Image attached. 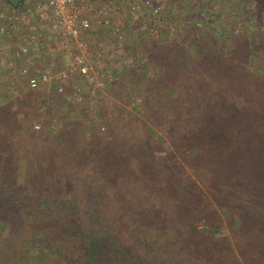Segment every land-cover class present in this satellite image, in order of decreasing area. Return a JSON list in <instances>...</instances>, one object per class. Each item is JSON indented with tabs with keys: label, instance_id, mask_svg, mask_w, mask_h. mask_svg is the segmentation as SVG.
<instances>
[{
	"label": "trees",
	"instance_id": "16d2710c",
	"mask_svg": "<svg viewBox=\"0 0 264 264\" xmlns=\"http://www.w3.org/2000/svg\"><path fill=\"white\" fill-rule=\"evenodd\" d=\"M169 2L98 95L0 66V264H264V0Z\"/></svg>",
	"mask_w": 264,
	"mask_h": 264
},
{
	"label": "rangeland",
	"instance_id": "374dc122",
	"mask_svg": "<svg viewBox=\"0 0 264 264\" xmlns=\"http://www.w3.org/2000/svg\"><path fill=\"white\" fill-rule=\"evenodd\" d=\"M35 1L36 0L33 1L32 5L31 3H29L31 5L29 6V8H27V6H24V8L20 10V12H18L17 14L18 19H20V21H24V20H28V22L32 21L34 25L29 24L28 29H30L31 26H36V29H33V30H36V32L37 30H41V32L45 33L48 38L50 37V40L52 42V40H54V35L52 34L50 22H48L47 20L43 22L41 21L43 27L34 23L35 22L34 18L39 17L35 9ZM133 1L134 0H124V1L122 0V2L118 1L115 7L111 6L110 11H109L110 22L108 24H101L94 15L92 16L93 25H92L91 30L89 31L90 35L88 33V41H89L91 50H92V47L95 46V44L99 42L102 43L101 45L103 47L111 48L113 41L116 39L117 41H121L123 46H125L120 49H117V52H116L117 55L122 57L120 60H123L126 57L125 51L130 46L129 44L130 41L128 39L131 36L130 35L131 31L136 32L138 29L137 32H139L140 28L142 27L144 30L146 31L148 30V32L152 36L156 38H160L162 35H165L167 33L168 34L175 33L176 31H180L183 29L184 19L180 17V14L182 15L185 14L184 8L182 7L177 8L175 6L176 5L175 3L170 4L169 1H191V4H194V0H151L152 3L160 4L162 6V11L159 14L155 15L154 13H151L147 7L142 5L144 0H135L136 4L140 6L137 8V10H133L132 9V4H134ZM246 9L248 8L245 7V11L247 12ZM119 16L120 18L117 19L116 17H119ZM136 25L137 26L139 25V26L135 27ZM115 26H119L123 30V33H124L123 39L118 38L114 30ZM92 31L94 32V34L95 32H97V35L95 34L96 40L94 39ZM91 44L93 45L91 46ZM91 50L89 54V62L91 64L92 73L94 74L93 80L90 82L83 83L82 76L78 75L77 73L71 72L70 79L65 84L66 85L65 92L64 93L57 92L58 94L64 95L62 100L63 99L70 100L76 97L81 98V96L83 95L82 92H84L83 90L85 91L90 90L94 95L95 94L98 95L102 92L105 86V83H106L105 81L106 76L104 75L102 78H100V76L98 75V72H101V73L104 72L103 74H106V72L103 70V67H105V63L102 62L100 58H98L96 61L95 56H94L95 54H93V50L92 52ZM50 51L54 52V50L52 49H50ZM55 52H56V56H55L56 58H58L59 57L58 55H60L61 60L63 59L65 60L63 61V64H61L62 68L57 69L58 67H60L59 65L57 66V68L55 67L56 68L55 69L54 66L57 65V62L55 61L56 63H54V61L49 60V62L47 61L46 66L44 65L42 68L41 67H29L28 69L29 73L36 74L40 70H49V71H52V73H57L61 70H69L70 64L72 63V54L69 52H57V51ZM21 65H22L21 62H18L14 58L13 65H12L13 66L12 72L14 73V76L12 77V79H16V80L22 79L25 81L24 87L32 89L28 84L27 76L20 72ZM75 76L79 77V79L81 80L80 83L77 82L78 84L77 83L72 84V80H74ZM57 85H58V81H52L50 83L42 85V87L46 89V92L49 93V100H46V104L43 106L44 110L48 109V105L54 106L56 104L54 103L55 98L54 99L52 98V93L53 91L57 90ZM37 124H39L41 127L36 128ZM43 125L44 124L41 120L36 121L35 129L41 130L43 128ZM164 134H165L164 132H158V136H163Z\"/></svg>",
	"mask_w": 264,
	"mask_h": 264
},
{
	"label": "built area",
	"instance_id": "2783aa9c",
	"mask_svg": "<svg viewBox=\"0 0 264 264\" xmlns=\"http://www.w3.org/2000/svg\"><path fill=\"white\" fill-rule=\"evenodd\" d=\"M102 0H36L35 9L40 21L50 22L54 35V42L51 49L57 52H69L72 54V63L69 70H61L52 73L49 70H40L36 74H30L28 65L30 46L27 44L14 51V58L21 62L20 72L27 76L28 84L32 89L42 87L43 84L58 81L57 92L64 93L66 82L70 79L71 72L82 76L83 83L93 80L91 64L89 62L90 45L88 33L92 28V16L94 15L101 24L110 22V6L107 4L98 5L96 2ZM132 9L137 10L140 6L133 1ZM143 6L147 7L155 15L162 11L160 4H154L151 0H144ZM36 26L29 29L31 34L36 33ZM119 39H123L124 33L121 27H114ZM56 53V52H55ZM104 73V72H103ZM98 72L100 78L105 74ZM39 124L36 128H40Z\"/></svg>",
	"mask_w": 264,
	"mask_h": 264
},
{
	"label": "crops",
	"instance_id": "0c3cea01",
	"mask_svg": "<svg viewBox=\"0 0 264 264\" xmlns=\"http://www.w3.org/2000/svg\"><path fill=\"white\" fill-rule=\"evenodd\" d=\"M33 1L34 0H0V66L9 67L12 69L14 61V51L17 48L23 47L28 44L30 46L29 62L26 64L23 63V65L42 68L44 65L46 66L47 61L49 62L50 60L54 61V63L57 62V65L54 66V68H57V66L59 65L60 67H58L57 69L62 68L61 64H63V61L65 60H61L60 55H58L59 57L56 58V53L50 51V47L54 41L52 40L51 42L50 37L48 38L45 33L41 32V30H37L34 35L31 34L28 27L29 24H33L32 21H20V19H18V12H20V10L24 8V6H27V8H29V6L32 5ZM118 1L122 2V0H102L97 1L96 3L98 5L102 3L104 5L107 4L110 7H115ZM29 3H31V5ZM116 18L118 19L120 18V16ZM34 21L35 24L43 27L39 17H35ZM101 44L102 43L99 42L92 47L93 54L96 53V49L99 50V48H103ZM17 61L20 62L19 60Z\"/></svg>",
	"mask_w": 264,
	"mask_h": 264
}]
</instances>
